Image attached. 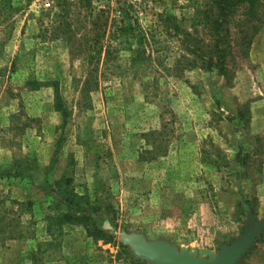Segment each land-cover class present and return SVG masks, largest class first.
Wrapping results in <instances>:
<instances>
[{
	"label": "rangeland",
	"instance_id": "obj_1",
	"mask_svg": "<svg viewBox=\"0 0 264 264\" xmlns=\"http://www.w3.org/2000/svg\"><path fill=\"white\" fill-rule=\"evenodd\" d=\"M250 217L264 0H0V264H150L132 235L217 254Z\"/></svg>",
	"mask_w": 264,
	"mask_h": 264
},
{
	"label": "water",
	"instance_id": "obj_2",
	"mask_svg": "<svg viewBox=\"0 0 264 264\" xmlns=\"http://www.w3.org/2000/svg\"><path fill=\"white\" fill-rule=\"evenodd\" d=\"M263 233L264 219L256 222L250 217L238 240L221 247L217 254L200 250L198 256L184 248L177 251L164 242H146L136 235L127 236L124 241L130 245L138 258L150 264H237ZM204 256H207V259Z\"/></svg>",
	"mask_w": 264,
	"mask_h": 264
},
{
	"label": "trees",
	"instance_id": "obj_3",
	"mask_svg": "<svg viewBox=\"0 0 264 264\" xmlns=\"http://www.w3.org/2000/svg\"><path fill=\"white\" fill-rule=\"evenodd\" d=\"M245 1L247 3L250 2V0H245ZM261 17H259V19H258V17L256 16V12L253 10L247 11L245 23L242 24V26H241L242 29H240V31H239L241 34L240 40L245 45V49L249 48L251 41H252V38L254 37V35L258 31V27H256L257 25L250 24L249 22H252L253 20H258L257 22H260ZM224 20H226V17H224ZM219 26H221V25H219ZM237 26H239V25H237ZM225 32H226V36H227L229 34L228 26H226ZM220 66L223 69V66L222 65H220Z\"/></svg>",
	"mask_w": 264,
	"mask_h": 264
},
{
	"label": "built area",
	"instance_id": "obj_4",
	"mask_svg": "<svg viewBox=\"0 0 264 264\" xmlns=\"http://www.w3.org/2000/svg\"><path fill=\"white\" fill-rule=\"evenodd\" d=\"M45 6H46V7H48V6H49V4H48V3H46V4H45Z\"/></svg>",
	"mask_w": 264,
	"mask_h": 264
}]
</instances>
